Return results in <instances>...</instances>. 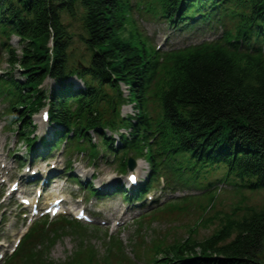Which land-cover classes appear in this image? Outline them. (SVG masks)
I'll return each mask as SVG.
<instances>
[{
    "label": "trees",
    "instance_id": "1",
    "mask_svg": "<svg viewBox=\"0 0 264 264\" xmlns=\"http://www.w3.org/2000/svg\"><path fill=\"white\" fill-rule=\"evenodd\" d=\"M156 6L157 16L151 18L174 32L210 27L215 38L156 50L138 31L130 0H0V48L10 68L0 76V99L9 131L30 151L36 141L32 117L46 109L47 123L56 130L51 141L41 138L40 143L55 151L65 141L69 169L73 153H85L94 165L100 156H109L121 174L127 173L129 158L144 160L147 180L131 195L117 188L126 202L141 204L160 178L173 193L176 188L201 192L153 210L142 227L191 202L202 208L198 226H204L219 183L238 195L264 192V0H157ZM63 17L80 22L86 59L76 52ZM11 37L18 39L19 54ZM47 78L56 84L48 93L41 89ZM72 78L82 86L76 88ZM126 105L134 109L132 115L121 114ZM91 134L99 144L92 143ZM87 193L96 196L91 184ZM220 214L214 218L220 227L201 241L189 233L169 245L151 239L145 261L264 264V201L259 208L235 207L222 219ZM85 230L64 217L36 223L4 264H50L46 253L55 241ZM99 230L91 231L94 238ZM110 240L106 256L80 244L62 264H112V245L115 263L133 264L119 240ZM133 246L146 249L143 241Z\"/></svg>",
    "mask_w": 264,
    "mask_h": 264
},
{
    "label": "rangeland",
    "instance_id": "2",
    "mask_svg": "<svg viewBox=\"0 0 264 264\" xmlns=\"http://www.w3.org/2000/svg\"><path fill=\"white\" fill-rule=\"evenodd\" d=\"M130 1L134 5L132 19L136 22L138 31L150 40L155 49L162 46L160 50L165 51L175 46L197 45L202 41H210L216 36L213 34L210 27L200 32L176 33L169 24L151 18V14L157 16V0ZM146 10L148 16L145 13ZM63 21L69 25L70 31H68L73 36L74 47L77 49L76 52H80L82 58L86 59L88 54L84 51V47L79 40V36L83 35L80 22L77 18L69 19L67 17H63ZM9 43L11 47L15 49L16 53L19 54L20 46L18 44V39L16 37H11ZM162 43H164V46ZM6 59L5 52L0 48V76L10 71V68L6 64ZM13 77L17 78L18 76L14 74ZM70 82H72L76 88L82 86L81 83L74 78H72ZM41 89L48 93L56 89V84L53 80L47 78L41 85ZM121 89L126 95L125 88L122 87ZM5 109L6 104L0 99V193H2V201H4L0 206V264H4L7 260L15 248V242L21 238L29 224L39 223V217L32 218L30 215H24L27 213V210L20 207L17 200L19 193H29L26 192V184H23L22 179L19 178L21 175L28 176L30 173H26L28 164L25 163V165L19 166L17 161L13 159L9 153L15 151L18 156L26 155L30 160L31 156L29 153L30 151L26 150L24 144L18 141L15 132L9 131L8 114ZM41 112L32 117L35 125L33 137L34 139L36 138L33 144V150H37L41 145V143H38L40 137L47 136L51 139L52 133L56 130V127L41 122ZM133 113L134 109L131 105H126L121 109L122 115H132ZM121 133L124 134L125 132L121 131ZM107 135L109 136L110 134L108 133ZM112 138L115 142L114 146H119V140L117 141L118 136L114 135ZM91 139L92 143L99 144V139L96 135L91 134ZM63 149L64 144L59 146L58 151L50 155L48 161H35L38 163L32 165L30 168L37 170L36 175L39 174V172L43 173V171H48L49 175H51L54 170L56 175L51 177L45 188H48V190L51 189L49 193L54 194V196L62 194L65 198V210L73 213L66 215V217H68V219H75L74 212L84 207L86 213L93 220V223L85 224L80 222V224L86 228L84 232L73 235L67 234L55 241L46 253V263L62 264L74 254L80 244H82L81 246L91 245L100 257L106 256L108 254V252H106L109 248L108 246L112 242L108 236H111L119 240L123 252L125 253L124 255L133 264H148L145 260L149 259L146 252L151 239H161L166 245H169L181 241L189 233L198 241H201L220 227L221 222L214 219L219 212L221 213L219 218L222 219L230 215L232 209L235 207L240 206L241 209L245 206L259 208L264 201V192H242L241 195H238L235 194V191L231 189L229 184L219 183L217 185L216 195H218V198L215 202V208L210 210L207 214L209 216V222L204 226H201L202 224L198 226L199 218L203 216L201 212L202 208L199 209L194 202H191L189 205H186L184 209H178V211L156 216L157 219L149 227H142L141 224L143 220L158 207L160 201L159 208H162L164 207V203L167 204L180 201L184 199L182 196L187 194L199 195L201 192L193 189L181 190L180 188H176L173 193L168 187L162 189L161 184H165V179H159L161 182L158 187H154L152 191L148 193L141 207L126 202L123 200L121 194L112 193L110 196L104 195L100 201L95 198L87 199L88 197L84 194L83 190L78 189L76 182L68 178L63 172L64 164L68 159L66 152L64 154L61 153ZM98 151L100 155L103 154L100 148ZM71 156L73 157V159L71 158V174L78 178L81 183L91 182V185H93V188L97 191H102L98 189L101 186L112 190L114 189L113 191H115L116 187L127 190L126 175L128 173L135 174L138 181L141 183L147 180L149 174L148 165L142 159L135 160L134 169L122 175L116 169V162H112V158L109 156H100L95 162V165L89 163L85 153L82 155L73 153ZM49 175L47 177H49ZM217 175L218 174L211 176L213 177L212 179H216ZM47 177L45 178V176H43V181H46L45 179H47ZM39 178L42 177L38 176L31 181ZM13 181H18L20 184L19 190L16 193H11L10 191L9 186ZM41 185L42 184L39 182L37 188H40ZM237 215H240V212H238ZM48 218L51 220L50 217ZM92 225L100 229L99 233H97L98 237L95 236L96 238L91 234V231H94ZM137 228L142 230L140 236H136L135 234ZM82 235H88V237L81 238ZM137 241H143L146 249L133 246ZM112 246L110 247L112 250L109 253L108 259L112 261V264H118L113 261V257H116V248H112ZM39 253L40 251H38V254Z\"/></svg>",
    "mask_w": 264,
    "mask_h": 264
},
{
    "label": "water",
    "instance_id": "3",
    "mask_svg": "<svg viewBox=\"0 0 264 264\" xmlns=\"http://www.w3.org/2000/svg\"><path fill=\"white\" fill-rule=\"evenodd\" d=\"M134 166H135L134 160L128 159V162H127L128 170H130V171L133 170L134 169Z\"/></svg>",
    "mask_w": 264,
    "mask_h": 264
},
{
    "label": "bare ground",
    "instance_id": "4",
    "mask_svg": "<svg viewBox=\"0 0 264 264\" xmlns=\"http://www.w3.org/2000/svg\"><path fill=\"white\" fill-rule=\"evenodd\" d=\"M106 188V187H105ZM106 189H108V188H106Z\"/></svg>",
    "mask_w": 264,
    "mask_h": 264
}]
</instances>
